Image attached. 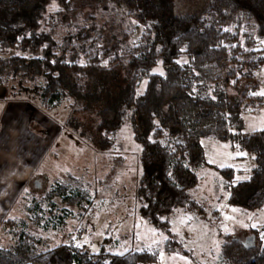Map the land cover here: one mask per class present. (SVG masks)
Instances as JSON below:
<instances>
[{
    "label": "trees",
    "instance_id": "1",
    "mask_svg": "<svg viewBox=\"0 0 264 264\" xmlns=\"http://www.w3.org/2000/svg\"><path fill=\"white\" fill-rule=\"evenodd\" d=\"M204 1L180 14L178 0H0V54H25L0 56V87L18 80L21 93L38 96L48 109L70 99L67 126L98 152L112 151L129 123L141 145L139 214L167 235L157 248L114 254L73 243L41 250L39 240L21 233L15 246L0 247V264H154L162 252L189 256L171 218L179 210L205 214L191 193L205 165L226 182L231 206L264 212V130L245 133L243 118L249 107L264 108V96L256 95L264 50L255 39L264 40V0ZM53 3L60 10L48 18ZM111 4L145 28L139 43L131 44L120 25H94L95 13ZM244 21L254 31L243 43ZM158 67L163 73L154 72ZM204 138L251 153L249 179L235 182V169L207 164ZM50 195L68 204L86 199L81 191L66 197L61 185ZM252 235L250 249L225 235L219 264H264V226Z\"/></svg>",
    "mask_w": 264,
    "mask_h": 264
},
{
    "label": "rangeland",
    "instance_id": "2",
    "mask_svg": "<svg viewBox=\"0 0 264 264\" xmlns=\"http://www.w3.org/2000/svg\"><path fill=\"white\" fill-rule=\"evenodd\" d=\"M177 3L180 14L193 13L205 5L204 0ZM58 10V4L53 3L48 18ZM95 17L94 25H120L128 32L131 44L139 43L144 34L145 28L126 8L116 4L100 8ZM252 26L246 21L240 25L243 43L244 35L253 33ZM255 39L256 49L264 50V40ZM14 55L25 56L16 50L0 54ZM154 72L163 73L162 67ZM259 81L256 95L264 96V68ZM18 83L16 80L2 87L5 91L0 97V247L15 246L21 233L39 240L41 250L73 243L92 252L104 248L124 254L162 246L167 235L139 214L141 145L130 124L122 126L112 151L98 152L67 126L70 99L56 109H48L38 96L21 93ZM145 86L143 82L140 92ZM257 108L249 107L243 114L245 133L264 130V108ZM202 145L207 164L235 169V182L249 179L254 168L251 153L214 138H204ZM197 173L199 185L191 193L205 207V214L179 210L171 218L172 232L190 255L162 252L154 264H219L225 235L246 242L253 236L252 230L264 226V212L246 211L228 203L226 182L215 169L205 165ZM60 185L66 197L81 191L86 199L81 204H68L60 195L51 197Z\"/></svg>",
    "mask_w": 264,
    "mask_h": 264
},
{
    "label": "water",
    "instance_id": "3",
    "mask_svg": "<svg viewBox=\"0 0 264 264\" xmlns=\"http://www.w3.org/2000/svg\"><path fill=\"white\" fill-rule=\"evenodd\" d=\"M36 187L38 188L39 187V183L37 182L36 183ZM236 240H238V239H236ZM243 244H244V246L246 247V248H248V249H250V248H252V247H254L255 246V236L253 235V236H251V237H249L247 240H246V242L245 241H242V240H240ZM247 245H249V246H247Z\"/></svg>",
    "mask_w": 264,
    "mask_h": 264
},
{
    "label": "crops",
    "instance_id": "4",
    "mask_svg": "<svg viewBox=\"0 0 264 264\" xmlns=\"http://www.w3.org/2000/svg\"><path fill=\"white\" fill-rule=\"evenodd\" d=\"M5 89H3L2 87H0V97H3V93H4ZM186 213V212H185ZM189 214V213H187ZM191 215V214H190ZM173 217V216H172Z\"/></svg>",
    "mask_w": 264,
    "mask_h": 264
}]
</instances>
